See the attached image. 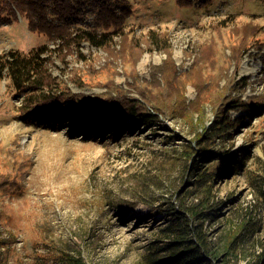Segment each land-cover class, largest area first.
<instances>
[{"label":"rangeland","instance_id":"374dc122","mask_svg":"<svg viewBox=\"0 0 264 264\" xmlns=\"http://www.w3.org/2000/svg\"><path fill=\"white\" fill-rule=\"evenodd\" d=\"M117 2L126 10L108 41L71 47L49 70L59 92L104 110L134 101L153 108L163 98L166 113L149 125L121 123L119 115L81 125L70 115L38 117L21 109L26 94L11 78H0V178L10 188L0 196L8 241L0 264H141L165 225L160 190L180 184V152L200 143L197 131L202 138L203 124H214L215 105L234 97L229 115L241 121L207 152L227 151L240 162H229L235 169L218 179L217 192L229 199L228 216L232 206L236 215L242 207L254 211L260 240L246 244L264 252V0ZM94 17L86 11L72 24L100 35ZM43 44L56 46L0 0V53L28 54ZM213 226L223 228L221 219Z\"/></svg>","mask_w":264,"mask_h":264},{"label":"trees","instance_id":"16d2710c","mask_svg":"<svg viewBox=\"0 0 264 264\" xmlns=\"http://www.w3.org/2000/svg\"><path fill=\"white\" fill-rule=\"evenodd\" d=\"M4 1L13 16L18 12L26 14L30 29L46 34L56 45L50 48L48 44H43L28 54L12 49L0 53V78L10 77L16 90L26 94L24 104L21 105L23 111L32 112L38 117L60 118L70 115L72 119L80 121V125L85 121L100 123L117 115L120 116L121 123L122 120L130 118L149 125L157 121L158 112L166 113L163 106L168 107L169 103L166 104L167 100L163 98H160V102L156 101L157 106L153 108H147L142 106L141 102L134 101L125 104L123 108L119 106L113 110H104L102 108H106L103 107L106 104L90 102L81 95L59 92L60 82L49 70V65L54 63L55 59L63 60L71 47L80 46L84 41L96 46L108 41L111 33L108 29L123 23L122 14L126 10L117 0ZM176 1L180 6H189L195 0ZM211 1L202 0L203 3ZM86 11L94 14L98 26L104 29L100 35L98 30L73 26V19ZM234 99L235 97L224 100L222 105H215L216 119L208 128L199 119V123L205 127L202 138V132L197 131L196 136L200 143L187 144L180 152L185 159L181 168L180 184L171 182L167 185L168 188L160 190L161 197L158 199L163 208L159 209L164 214L165 225L155 232V239L150 241L142 255L141 264H263L264 252L253 251L246 244L251 238L254 243L260 240L259 236H255L260 224L253 217L254 211L247 210L249 207H242L241 214L236 215L235 206H232L231 216H228L224 209L229 199L222 198L217 192L218 179L235 169L229 162H240L232 156L228 158L227 151H212V155L211 151L207 152V147L214 138L219 135L226 136L235 124L240 123L241 119H233L229 115L228 104ZM238 106L241 105L232 104V107ZM193 119L194 117H191L192 123ZM199 150L201 155L197 156ZM215 161L217 165L213 166ZM151 179L159 186L155 178ZM6 181V177L0 178V196L10 189L7 186L9 182ZM148 182L147 178L142 184ZM232 214H235L234 218ZM218 219H221L223 228L217 230L213 222ZM7 243L0 231V255Z\"/></svg>","mask_w":264,"mask_h":264}]
</instances>
